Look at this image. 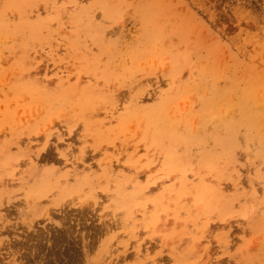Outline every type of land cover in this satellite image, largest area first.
Segmentation results:
<instances>
[{"label": "rangeland", "instance_id": "obj_1", "mask_svg": "<svg viewBox=\"0 0 264 264\" xmlns=\"http://www.w3.org/2000/svg\"><path fill=\"white\" fill-rule=\"evenodd\" d=\"M0 264H264V0H0Z\"/></svg>", "mask_w": 264, "mask_h": 264}]
</instances>
